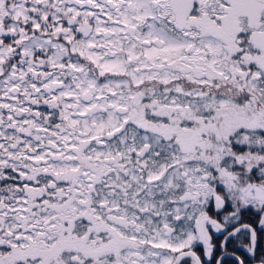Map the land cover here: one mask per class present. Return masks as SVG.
<instances>
[{"label":"snow or ice","instance_id":"6c2138e0","mask_svg":"<svg viewBox=\"0 0 264 264\" xmlns=\"http://www.w3.org/2000/svg\"><path fill=\"white\" fill-rule=\"evenodd\" d=\"M0 264H264V0H0Z\"/></svg>","mask_w":264,"mask_h":264}]
</instances>
